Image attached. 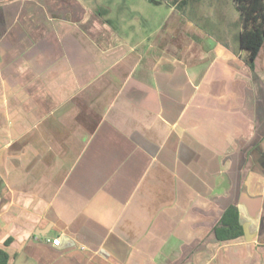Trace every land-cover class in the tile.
I'll list each match as a JSON object with an SVG mask.
<instances>
[{
  "label": "crops",
  "instance_id": "1",
  "mask_svg": "<svg viewBox=\"0 0 264 264\" xmlns=\"http://www.w3.org/2000/svg\"><path fill=\"white\" fill-rule=\"evenodd\" d=\"M241 29L234 0H0L8 264H264V44L250 68Z\"/></svg>",
  "mask_w": 264,
  "mask_h": 264
},
{
  "label": "trees",
  "instance_id": "2",
  "mask_svg": "<svg viewBox=\"0 0 264 264\" xmlns=\"http://www.w3.org/2000/svg\"><path fill=\"white\" fill-rule=\"evenodd\" d=\"M240 14L242 29L240 46L247 52L246 63L254 68V63L264 44V0H234ZM218 241L236 239L242 234L234 208H229L214 229ZM0 264H8V255L0 250Z\"/></svg>",
  "mask_w": 264,
  "mask_h": 264
},
{
  "label": "built area",
  "instance_id": "3",
  "mask_svg": "<svg viewBox=\"0 0 264 264\" xmlns=\"http://www.w3.org/2000/svg\"><path fill=\"white\" fill-rule=\"evenodd\" d=\"M52 243L57 246V245H59L60 241H59V239H56V240H53Z\"/></svg>",
  "mask_w": 264,
  "mask_h": 264
}]
</instances>
